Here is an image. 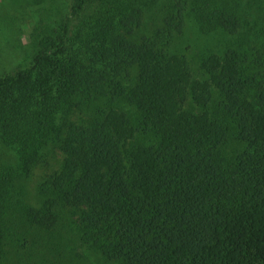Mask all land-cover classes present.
I'll list each match as a JSON object with an SVG mask.
<instances>
[{"label": "trees", "instance_id": "1", "mask_svg": "<svg viewBox=\"0 0 264 264\" xmlns=\"http://www.w3.org/2000/svg\"><path fill=\"white\" fill-rule=\"evenodd\" d=\"M57 1L0 75V264H264V0Z\"/></svg>", "mask_w": 264, "mask_h": 264}, {"label": "rangeland", "instance_id": "2", "mask_svg": "<svg viewBox=\"0 0 264 264\" xmlns=\"http://www.w3.org/2000/svg\"><path fill=\"white\" fill-rule=\"evenodd\" d=\"M28 0H0V15L5 12H11L13 19H17L22 15L25 17H30L32 13L37 9L38 6H27ZM66 0H58L56 6L62 7L65 4ZM16 17V18H14ZM23 18V16H22ZM20 17V20H15L13 23V29L7 31V35L0 37V75L4 73H9L13 70L15 63L24 61L26 57L32 53L28 44H30L29 34L32 29L29 25V19L23 20ZM21 29V30H20ZM193 28H188V34L191 35ZM193 38V37H192ZM9 40H11L9 42ZM196 51L190 50L189 55L195 57V60L192 62L193 67V79L194 80H203L206 75L203 74V70L200 67L198 62V56ZM26 63L29 60H25ZM217 92L214 94L216 97ZM184 110H188L192 113H199L200 107L196 105L193 100L189 99L184 105ZM73 121L83 122L87 119V116L80 111L75 110L72 114ZM43 161L34 168L31 177L26 182V190L28 192V200L34 206H39V195L38 190L40 185L46 181V179L54 172L60 171L63 166L64 155L61 151L54 147H47L42 154ZM44 160L49 163V166H45Z\"/></svg>", "mask_w": 264, "mask_h": 264}]
</instances>
